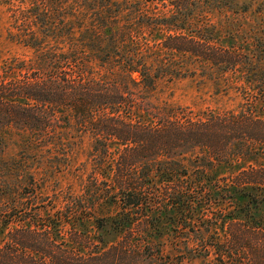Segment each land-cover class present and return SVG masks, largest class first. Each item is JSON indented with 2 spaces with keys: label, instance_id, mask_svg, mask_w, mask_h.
<instances>
[{
  "label": "trees",
  "instance_id": "1",
  "mask_svg": "<svg viewBox=\"0 0 264 264\" xmlns=\"http://www.w3.org/2000/svg\"><path fill=\"white\" fill-rule=\"evenodd\" d=\"M17 1L10 35L29 53L1 67L0 135L14 127L24 145L4 159L0 137V264H264L251 210L264 206V35L249 50L209 16L240 0ZM199 69L238 105L154 98ZM84 135L92 169L75 193L57 174ZM217 164L233 170L211 178Z\"/></svg>",
  "mask_w": 264,
  "mask_h": 264
},
{
  "label": "rangeland",
  "instance_id": "2",
  "mask_svg": "<svg viewBox=\"0 0 264 264\" xmlns=\"http://www.w3.org/2000/svg\"><path fill=\"white\" fill-rule=\"evenodd\" d=\"M13 4H18V1L0 0V74L2 72L1 67L4 66L6 61H9L12 57L29 53L28 49L11 39L10 33L15 31L11 17ZM244 5L247 7L246 11H242ZM240 6L241 9L238 12L213 10L209 16L212 22L220 28L224 39L227 41L236 40L237 44L245 45L244 47H248L251 50L253 48V35H264V0H240ZM154 10L158 11V13L166 11V4L164 6L158 4ZM198 72L192 76L188 75L173 81H162L154 94V98L160 102H171L195 109L234 107L241 101L235 89L226 88L225 81L221 80V83H216L213 79L202 76L200 69ZM1 134L2 136L0 135V137H4L6 141V148L1 156L2 158L8 159L23 148V134L16 128L6 127L1 130ZM90 149L91 139L88 135H84L83 143L75 148L71 154L72 162L70 166L63 168L57 174L60 188L67 190L70 186L75 193L81 191L82 185L92 169V161L89 157ZM190 164L192 165V163ZM232 170L228 165L217 164L209 175L211 178H221ZM207 196L210 197V194H207ZM232 206H226V210H232ZM210 210L216 213L217 216L222 215V211L219 208L210 207L209 209H203L204 217L206 214H211ZM251 210L252 213L264 216V206L251 207ZM86 225L88 231L95 230L93 221H87ZM213 225L214 233L218 235L222 236L228 231V225L224 222H219V219H214ZM168 232H177V234L182 236L187 235L184 229L176 230L175 232L169 230ZM187 232L193 235L194 230L190 228ZM101 233L104 241L107 242L105 243L106 245L109 244V241L117 239L113 234ZM171 236L168 237L172 239L173 237ZM168 246H171V242ZM185 264H204V262L199 258H189L185 261Z\"/></svg>",
  "mask_w": 264,
  "mask_h": 264
}]
</instances>
